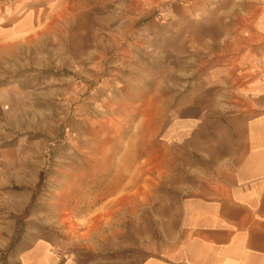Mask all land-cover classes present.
I'll use <instances>...</instances> for the list:
<instances>
[{"label":"rangeland","instance_id":"1","mask_svg":"<svg viewBox=\"0 0 264 264\" xmlns=\"http://www.w3.org/2000/svg\"><path fill=\"white\" fill-rule=\"evenodd\" d=\"M24 1L39 35L18 67L0 61V76L43 71V86L30 91L28 178L13 182L23 199L13 201L21 210L5 252L45 237L54 254L55 244L122 242L125 256L138 254L151 215L180 182L171 177L180 175L181 112L229 107L197 90L219 75L212 46L201 50L202 9L181 0ZM42 96L43 107H32Z\"/></svg>","mask_w":264,"mask_h":264},{"label":"crops","instance_id":"2","mask_svg":"<svg viewBox=\"0 0 264 264\" xmlns=\"http://www.w3.org/2000/svg\"><path fill=\"white\" fill-rule=\"evenodd\" d=\"M180 2L202 9L201 50L212 46L219 70L197 90L229 107L181 112L180 175L171 177L180 182L151 215L148 244L126 256L123 242L71 251L55 244L61 253L54 254L50 239L42 237L31 247L22 240L17 251L5 252L12 215L21 210L13 201L23 199L13 182L21 186L28 178L30 91L43 86V71L30 69L0 76V264H264V0ZM6 3L0 0V61L11 69L39 35L40 23L37 11L22 9L24 0ZM43 103L42 96L32 107ZM13 132L24 134L18 140Z\"/></svg>","mask_w":264,"mask_h":264}]
</instances>
